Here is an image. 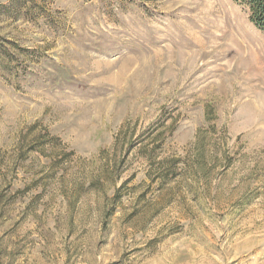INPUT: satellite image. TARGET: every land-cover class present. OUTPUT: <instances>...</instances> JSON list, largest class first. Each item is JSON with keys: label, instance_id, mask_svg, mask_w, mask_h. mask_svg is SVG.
Listing matches in <instances>:
<instances>
[{"label": "rangeland", "instance_id": "obj_1", "mask_svg": "<svg viewBox=\"0 0 264 264\" xmlns=\"http://www.w3.org/2000/svg\"><path fill=\"white\" fill-rule=\"evenodd\" d=\"M0 264H264L244 0H0Z\"/></svg>", "mask_w": 264, "mask_h": 264}, {"label": "trees", "instance_id": "obj_2", "mask_svg": "<svg viewBox=\"0 0 264 264\" xmlns=\"http://www.w3.org/2000/svg\"><path fill=\"white\" fill-rule=\"evenodd\" d=\"M250 10V20L254 25L264 31V0H244ZM6 9L8 6H2Z\"/></svg>", "mask_w": 264, "mask_h": 264}]
</instances>
